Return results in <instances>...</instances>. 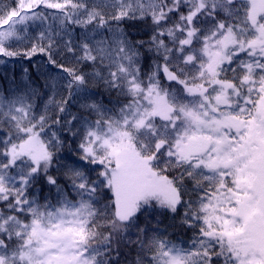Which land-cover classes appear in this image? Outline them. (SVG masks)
I'll use <instances>...</instances> for the list:
<instances>
[{
    "label": "snow or ice",
    "instance_id": "snow-or-ice-1",
    "mask_svg": "<svg viewBox=\"0 0 264 264\" xmlns=\"http://www.w3.org/2000/svg\"><path fill=\"white\" fill-rule=\"evenodd\" d=\"M0 264H264V0H0Z\"/></svg>",
    "mask_w": 264,
    "mask_h": 264
}]
</instances>
